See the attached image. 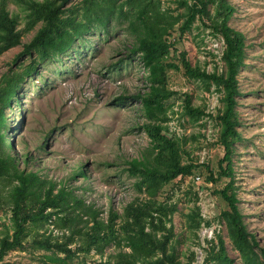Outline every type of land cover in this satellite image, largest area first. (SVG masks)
Returning <instances> with one entry per match:
<instances>
[{"label":"rangeland","instance_id":"374dc122","mask_svg":"<svg viewBox=\"0 0 264 264\" xmlns=\"http://www.w3.org/2000/svg\"><path fill=\"white\" fill-rule=\"evenodd\" d=\"M21 1L9 0L8 8L18 18L22 44H26L41 23L29 20ZM81 1L70 0L67 7ZM228 1L235 8L229 24L244 33L247 44L238 75L241 139L233 145L232 177L223 174L227 162L216 118L223 108L221 93L215 85L209 88L183 72H168L169 87L177 95L167 102L170 120L166 125L170 136L182 139V163L196 166L192 175L170 182L159 194L160 201L177 205L167 225L174 228L169 252L181 264H217V260L206 261L216 252L213 248L219 236L233 264H244L222 218L229 206L220 191L230 181L248 231L264 247V0ZM216 5L208 4L212 14ZM161 9L175 16L187 11L180 0H161ZM130 24L129 17L117 14L104 26L92 25L69 51L38 64L37 71L19 86L13 107L7 108L3 131L5 152L17 158L20 170L38 172L44 180L56 183L54 193L62 186L71 189L104 219L110 208L122 213L126 205L146 197L136 184L137 177L127 171L130 161L141 159L150 149V138L142 128L146 118L141 103L132 97L148 89V74L140 55L130 53L136 39ZM177 49L187 52L193 66L208 72L225 71L223 38L202 20L185 33ZM22 50L19 45L0 55V79L30 62L29 56L21 55ZM173 55L168 61L179 63ZM186 95L213 117L193 120L185 115ZM120 98L124 99L118 101ZM78 167L85 169L86 177L74 176ZM15 183L14 176L0 177V239L13 233L10 195ZM57 222L53 218L30 225L22 246L11 250L0 264H105L118 251L113 243L103 257L94 251L68 257L56 249L41 248L36 240L42 235L65 240L69 231ZM69 247L75 251L77 245Z\"/></svg>","mask_w":264,"mask_h":264},{"label":"trees","instance_id":"16d2710c","mask_svg":"<svg viewBox=\"0 0 264 264\" xmlns=\"http://www.w3.org/2000/svg\"><path fill=\"white\" fill-rule=\"evenodd\" d=\"M180 1L187 7L183 16L161 9V0H82L77 6L69 7L70 0H22L29 20L33 24L41 23L33 38L22 44L18 18L9 10V0H0V55L21 45V55L30 57V62L21 71H9L0 79V177L11 175L16 179L10 195L13 233L0 239V263L11 250L22 246L30 225L39 222L42 225L56 218V225L68 230V235H64V241L42 235L36 240L41 248L56 249L68 257L92 251L103 257L105 249L114 243L118 251L105 264H181L177 256L169 252L174 228L167 225L171 223L177 205L160 201L159 194L170 182L192 175L196 166L182 163V139L170 136L166 125L170 120L167 102L177 95V91L169 87L168 72H183L209 88L215 85L221 93L223 108L216 118L221 126L219 142L225 148L224 161L227 162L223 174L232 177L233 145L241 139L237 113L241 96L238 75L244 66L247 44L244 33L229 24L235 8L228 0H194L191 4L188 0ZM209 2L217 3L213 14L208 10ZM117 14L129 17L130 28L136 35L129 50L140 55L148 74V89L132 97L141 103L146 118L142 128L150 138V149L141 159L130 161L127 168L132 176L137 177L136 184L140 191L145 190L146 197L132 201L122 213L110 208L104 219L99 210L86 205L71 189L62 186L54 193L56 183L44 180L38 172L20 170L17 158L5 152L3 131L7 108L13 107L19 86L37 71V65L69 51L76 39L92 25L104 26ZM182 18L184 21L176 27ZM198 19L223 38L224 72H208L193 66L187 52L177 49L178 43ZM172 54L179 63L168 61ZM184 114L193 120L213 117L205 109L194 106L190 95L185 97ZM8 146L12 147V141ZM28 161L25 158L24 163ZM74 176L86 177L85 169L78 167ZM214 178L212 180L217 181ZM232 189L233 181H230L220 191L229 206L222 213L228 235L244 264H264V247L248 231L239 209V199ZM73 243L77 245L75 251L69 247ZM216 245L213 248L216 252L206 262L217 260V264H233L220 236Z\"/></svg>","mask_w":264,"mask_h":264}]
</instances>
